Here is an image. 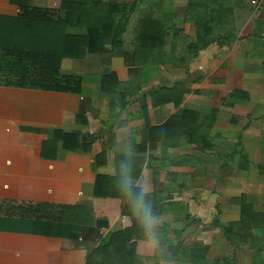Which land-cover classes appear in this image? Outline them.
<instances>
[{"label": "crops", "instance_id": "0c3cea01", "mask_svg": "<svg viewBox=\"0 0 264 264\" xmlns=\"http://www.w3.org/2000/svg\"><path fill=\"white\" fill-rule=\"evenodd\" d=\"M257 2L239 4L236 13L228 7L231 25L217 22L218 40L187 62L146 71L124 108L112 110L102 81L133 65V48L110 63L96 53L64 60L61 73L82 79L79 94L0 86V201L83 207L93 216L91 231L78 238L1 228L0 264H190V252L201 249L203 264H264V0ZM170 3L166 26L178 34L183 56L195 40L184 20L189 0ZM22 5L58 11L62 0H0V16L17 18ZM176 82L188 89L175 92L178 106L161 91ZM184 111L193 114L148 137ZM75 134L81 141L96 137L91 152L66 149L62 136ZM122 163L134 179L143 169L153 182L148 200L159 219L158 246L136 222L126 226L131 213L118 183L112 195H95L97 177L119 176ZM248 209L261 215L262 226L239 246L225 231ZM127 230L135 232L132 248L110 247L88 262L109 237Z\"/></svg>", "mask_w": 264, "mask_h": 264}, {"label": "trees", "instance_id": "16d2710c", "mask_svg": "<svg viewBox=\"0 0 264 264\" xmlns=\"http://www.w3.org/2000/svg\"><path fill=\"white\" fill-rule=\"evenodd\" d=\"M170 1L133 0L121 4L103 0H62L58 11L22 5L19 17L0 16V86L79 94L82 79L61 73L64 60H84L89 54L96 53L102 56L105 63H110L133 48V65L114 69L102 81V91L110 97L112 110L124 108L129 103L128 96L142 88L149 67L179 66L187 62L190 55L196 56L218 40L214 36L216 23L221 24L224 20L219 18L220 15L227 16L230 12L222 8L221 0H189L184 20L193 25L195 40L180 56L182 48L178 34L172 33L166 26L168 16L174 13ZM238 2L245 4V0ZM74 29L83 33H73ZM184 86L185 82H176L172 88L161 89L169 92L171 97L166 102L174 101L178 106L181 99H176L175 92L180 87L183 93L188 92ZM192 114L184 111L173 116L163 127L150 129L148 137L153 131L179 125ZM81 118L85 116L81 115ZM62 138L66 149L81 152H91L96 141L95 136L89 137V141H81L76 134L63 135ZM68 141L75 143L74 147ZM96 164L100 162L97 160ZM120 178V174L114 178L99 175L95 195H112V185L115 187ZM92 220V213L83 207L0 201V229L13 225L46 237L78 238L85 235L86 230L91 231L88 226ZM261 220V215L254 211L243 210L241 221L225 232L235 236L241 246L255 227L262 226ZM96 228L92 226V231ZM134 233L127 230L112 235L107 243L93 252L88 262L93 263L96 255L107 248H132L130 242ZM113 241L116 247H113ZM203 258L202 249L192 250L189 263L203 264Z\"/></svg>", "mask_w": 264, "mask_h": 264}, {"label": "clouds", "instance_id": "9594fccd", "mask_svg": "<svg viewBox=\"0 0 264 264\" xmlns=\"http://www.w3.org/2000/svg\"><path fill=\"white\" fill-rule=\"evenodd\" d=\"M125 156L132 155V148L129 147L125 152ZM131 168L127 164L120 166V180L118 182L117 191L120 197L128 202L130 216L125 217L126 226L133 222L138 224V227L144 230L145 236L149 245L158 246V225L159 219L153 214V206L148 200L153 194L154 185L149 176L144 170H141L138 178H133Z\"/></svg>", "mask_w": 264, "mask_h": 264}, {"label": "rangeland", "instance_id": "374dc122", "mask_svg": "<svg viewBox=\"0 0 264 264\" xmlns=\"http://www.w3.org/2000/svg\"><path fill=\"white\" fill-rule=\"evenodd\" d=\"M255 2V4H253L252 2ZM121 2V1H120ZM239 2H238V0H222L221 1V4H222V8H223V6L224 7H226V8H223V9H225V10H228L229 8H232V10H233V12H235L236 11V9H240V6H239V4H238ZM245 6H250V7H255V6H257L258 5V2H257V0H245V4H244ZM229 7V8H228ZM234 8V9H233ZM244 8V7H243ZM237 12V11H236ZM235 12V13H236ZM235 13H233V14H235ZM233 14H230V13H228V16H225V15H220V19L222 18V21L224 20V19H226V21L228 20L229 22H232V19H233ZM228 18V19H227ZM227 21V23H228V26L229 25H231V23H229ZM233 26V25H232ZM231 28L232 27H230L229 28V30L231 31ZM233 29H235V27L233 28ZM72 32L73 33H83V31L82 30H80V29H74V30H72ZM128 66V65H127ZM170 66V65H169ZM154 66H152V67H149V69L147 70V73H152V72H149V71H153V68ZM182 257V256H181ZM186 258V257H185Z\"/></svg>", "mask_w": 264, "mask_h": 264}, {"label": "built area", "instance_id": "2783aa9c", "mask_svg": "<svg viewBox=\"0 0 264 264\" xmlns=\"http://www.w3.org/2000/svg\"><path fill=\"white\" fill-rule=\"evenodd\" d=\"M252 3H253V4H255V2H254V1H253Z\"/></svg>", "mask_w": 264, "mask_h": 264}]
</instances>
